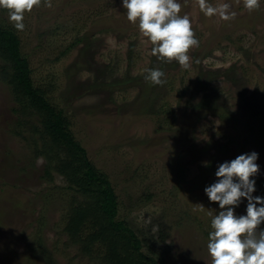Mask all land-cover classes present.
<instances>
[{
  "label": "rangeland",
  "instance_id": "rangeland-1",
  "mask_svg": "<svg viewBox=\"0 0 264 264\" xmlns=\"http://www.w3.org/2000/svg\"><path fill=\"white\" fill-rule=\"evenodd\" d=\"M179 2L198 40L187 67L152 55L151 41L138 21H128L121 0H41L25 12L22 31L0 8V25L16 34L33 87L62 111L73 139L106 174L118 202L116 219L141 239V250L160 264H212L209 213L219 207L204 188L217 179L218 164L255 151V180L264 186V0L252 11L245 0H203L217 9L211 16L202 0ZM225 4L227 14H235L227 20L219 11ZM222 22L224 35L217 31ZM150 65L164 73V83L117 91L103 86L142 76ZM14 95L0 80V264H97L64 229L70 203L82 202L83 194L66 187L55 170L45 180L47 159L36 150L53 144L29 126L12 129ZM139 103L157 114H138ZM182 109L190 117L177 132ZM209 161L213 173L194 180ZM37 230L50 261L34 248Z\"/></svg>",
  "mask_w": 264,
  "mask_h": 264
},
{
  "label": "trees",
  "instance_id": "trees-1",
  "mask_svg": "<svg viewBox=\"0 0 264 264\" xmlns=\"http://www.w3.org/2000/svg\"><path fill=\"white\" fill-rule=\"evenodd\" d=\"M100 21L104 20L98 21L99 30L105 29L100 25ZM224 22L217 30L222 35L227 31H221L227 26ZM233 26L235 29L236 24L234 23ZM214 30V28L209 30L210 37ZM209 39L206 43L211 45ZM0 62L2 63L0 64V80L10 86L18 106L11 109L15 114V121L10 126L14 130L30 129L31 133L42 132L48 136L53 146L36 150L47 159L44 168L47 176L45 180L50 182L53 178L51 171L55 170L62 175L66 187L83 194L82 202L70 203L69 213L66 216L64 229L69 241L77 245L82 256L93 260L98 259L97 264H160L157 258L141 250V239L127 226L126 222L116 219L118 202L106 174L94 167L86 156L85 148L73 139V134L62 111L56 110L49 103L43 90L33 87L28 63L19 52V40L16 34L1 25ZM153 68L155 67L150 65L148 70ZM148 70L142 76L113 80L103 86L111 87L115 91L132 83L139 84L140 82L142 85L148 86L152 84L149 79H146ZM138 111V114L143 115H150L153 112V114H157L145 103L138 104ZM189 117L182 109L180 112L181 124L177 128V132L183 130V125L189 121ZM27 126L29 129H26ZM173 137L184 138L182 134L177 136V133ZM33 143L36 144L35 141ZM182 143L183 140H181V145H184ZM178 147L183 148L180 145ZM182 153L181 149L177 156H181ZM210 165L211 162H207V166L201 168L194 180H201V176L207 171L213 173ZM175 167L178 171H182V164L179 162L175 164ZM255 189L256 195L264 196V186L259 180H256ZM39 233L40 230H37L34 248L46 260L50 261ZM94 245L97 246L96 249H94Z\"/></svg>",
  "mask_w": 264,
  "mask_h": 264
},
{
  "label": "clouds",
  "instance_id": "clouds-1",
  "mask_svg": "<svg viewBox=\"0 0 264 264\" xmlns=\"http://www.w3.org/2000/svg\"><path fill=\"white\" fill-rule=\"evenodd\" d=\"M261 0H245V7L252 11L259 7ZM41 0H0V8L9 10L13 27L22 31L25 12L39 6ZM127 10V19L137 21L139 29L151 41L152 55L159 59L176 60L187 67L188 50L198 46L187 15H180L179 0H121ZM50 6V5H49ZM209 16L217 9L201 3ZM229 5L219 11L227 20ZM164 73L159 68L148 70L146 79L153 84L164 83ZM259 154L255 151L238 155L217 166L213 183L204 188L210 202H217L219 211L212 215L207 234V251L212 264H264V196H254L255 177L260 166ZM207 166V162H205ZM246 201L245 214H237L236 208Z\"/></svg>",
  "mask_w": 264,
  "mask_h": 264
}]
</instances>
